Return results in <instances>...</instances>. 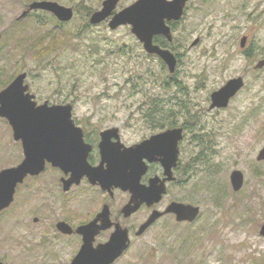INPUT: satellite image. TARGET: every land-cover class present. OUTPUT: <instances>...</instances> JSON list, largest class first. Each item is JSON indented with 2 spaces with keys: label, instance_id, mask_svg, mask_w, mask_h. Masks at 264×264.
<instances>
[{
  "label": "rangeland",
  "instance_id": "rangeland-1",
  "mask_svg": "<svg viewBox=\"0 0 264 264\" xmlns=\"http://www.w3.org/2000/svg\"><path fill=\"white\" fill-rule=\"evenodd\" d=\"M35 0H0V90L18 73L38 102L73 101V114L89 127L118 126L127 143L148 131L143 116L161 113L196 115L197 133L207 145L209 163L197 167L181 189V197L200 207L191 223L160 219L145 236L150 264H166L167 252H179V264H264V0H213L190 9L175 27L173 51L182 53L177 72L169 74L156 56H148L129 25L111 30L92 25L88 10L100 0H51L72 7L71 20L59 24L42 10L19 17ZM133 0H121L118 8ZM249 39L248 56L239 38ZM198 38L196 45L192 41ZM173 75V76H171ZM241 75L244 86L222 111L208 109L211 91ZM202 151V149H201ZM23 159L19 141L0 118V170ZM210 170L208 171V167ZM242 171L243 186L233 191L229 175ZM57 171L47 168L35 180L19 185L14 202L0 213V261L4 264H63L61 240L42 232L69 210L83 204L85 189L63 193ZM120 196H122L120 194ZM88 208H91L89 206ZM43 211L44 222L32 216ZM140 217V213L136 215Z\"/></svg>",
  "mask_w": 264,
  "mask_h": 264
},
{
  "label": "water",
  "instance_id": "water-1",
  "mask_svg": "<svg viewBox=\"0 0 264 264\" xmlns=\"http://www.w3.org/2000/svg\"><path fill=\"white\" fill-rule=\"evenodd\" d=\"M120 0H104L103 7L94 11L90 16L91 24H98L109 17ZM186 0H136L134 3L113 13L108 25L115 29L120 25H130L131 32L135 34L148 53L156 54L167 65L169 72L176 66V58L168 49H163L152 43L155 34H162L168 40L172 39L166 20H178L182 14ZM32 10H43L53 14L60 22H67L73 17L72 7L64 6L56 1L35 0L30 2L19 17L25 16ZM1 39V34H0ZM241 44H244L242 39ZM264 60L257 64L260 67ZM27 73H18L11 82L0 90V118L7 120L12 129L14 141H20L23 159L16 165L0 170V212L7 208L14 198L16 186L22 183L27 175L35 176L45 169L46 162L58 167L68 178H62V189L68 190L70 185L78 183L82 176H87L91 183H98L102 189L109 190L118 187L131 193V200L123 208L127 215L134 211L142 202H158L165 187L163 182L156 184L151 181L149 185H141L138 176L127 173L128 157H136L143 153L157 154L162 165L167 169L174 164L176 152L170 151L166 138L173 141L180 137V129H171L156 134L143 142L131 147H125L122 154L100 144V153L107 167H91L87 163L89 146L83 141L82 128L76 126L72 119V105L49 104L48 101L38 104L34 94L28 92L29 85L25 83ZM243 86L241 77L231 78L211 93L210 108L225 107L229 99ZM112 128L101 133L106 134L117 131ZM125 155V156H124ZM256 159L264 160V145L259 150ZM172 161V163H170ZM131 168V167H130ZM132 170V169H131ZM233 191L242 188L244 176L242 171L234 169L229 175ZM165 212H172L178 222H192L199 215L200 208L192 204L173 202ZM159 214L153 213L143 227L150 224ZM65 226L63 222L59 226ZM66 230V229H65ZM64 230V231H65ZM259 233L264 236V219ZM128 237L124 229L117 230L110 241L96 251L94 264H108L117 257L126 247ZM99 260V261H98ZM0 264H4L0 261Z\"/></svg>",
  "mask_w": 264,
  "mask_h": 264
},
{
  "label": "flooded vegetation",
  "instance_id": "flooded-vegetation-1",
  "mask_svg": "<svg viewBox=\"0 0 264 264\" xmlns=\"http://www.w3.org/2000/svg\"><path fill=\"white\" fill-rule=\"evenodd\" d=\"M103 1L104 0H100L99 6L95 10H93V12L103 7ZM120 1L117 3L114 11L109 17H107L105 20L101 21L98 24H92V25H99L102 23H106L108 25L113 13L134 3L136 0H133L129 4L118 8V4L120 3ZM215 3L216 1L213 0H186L180 18L178 20H169V21L166 20V24L170 28L172 39L168 40L162 34H155L153 36L152 38L153 44H156L160 48L168 49L174 54L176 58V66H175V70L172 73L169 72L167 65L163 62V60L160 59V57H158L156 54L148 53L144 49L142 42L138 40L142 45L145 53L148 56L158 57L166 66L169 74L176 73L177 68L181 63L182 53H177L173 51L174 49L173 32L175 31V27L181 24V21L186 17L190 9L196 8L198 9V11H200L201 8H206L205 9L206 13L204 14V17L207 16L211 17L212 11L215 7L213 5ZM243 5H244V0H241V2L236 3L235 7L240 8ZM93 12L91 11V13L87 15L89 22H90V16ZM109 29L111 28L109 27ZM242 39H244L243 45L241 44ZM198 41L199 39L195 38L192 41L191 45L192 46L196 45ZM238 45L242 54L244 56H248L249 39L247 35H242L239 38ZM263 60L264 58L257 61V63L253 66V69L259 70L263 68L264 64L260 67H257V64ZM236 77L242 78L243 86H244V78L241 75ZM236 77H232V78H236ZM227 80L225 81V83L227 82ZM223 85H221L220 87H222ZM243 86L234 94V96L238 94V92H240ZM219 88L214 89L213 91L218 90ZM213 91H211V93ZM28 92L32 93L30 88L28 89ZM211 93L208 99L209 100L208 109L215 112L226 109L229 105L230 100L232 99V97H234L232 96L229 99L228 104L225 107L214 106L210 108V104L212 101ZM34 99L37 101V103L40 104V102H38L36 97H34ZM44 101H48V100H44ZM48 103L49 104L69 103L72 105V119L74 121V124L82 128L83 141L86 145L89 146L86 159H87V163L91 167L102 166V168L104 169L107 167L106 161H103L102 163V157L100 153L101 143L104 144L106 147L110 148L111 150H113L114 153H118L121 155L125 147H131L136 144H139L144 140H147L150 137L165 132L167 130L176 129V128L180 129V137L176 140V142L173 141V138L171 137L166 138V144H169L168 146L169 150L170 151L175 150L176 152V159L174 164H171V166L167 169L162 165L159 159L160 156H158L157 154L151 155L150 153H143L133 158L124 155L128 160L126 165H129V168L127 169V173L133 177L138 176L139 184L147 186L151 181H155L156 184H161V182H163L165 187V192L163 193L161 199L158 202H154V203L142 202L137 206V208L134 211L130 212L127 215L123 212V208L126 205H128L131 200L132 195L128 190L124 191L118 187H111L109 190L107 189L104 190L98 183H94V184L91 183L87 176H82L78 183H73L70 185L68 190H63L61 180L62 178H68L69 174H65L58 167H53L51 166V164L47 162L45 164V169L41 173L35 176L27 175L23 179L22 183L18 184L15 189V193H16L19 185H22L26 180L29 179L35 180L39 175L44 173L47 168H49L54 171H57V173L60 174L58 181H59V186L61 187L63 193H69L72 189H78L81 187L87 191L78 196L79 198L82 197L80 201L83 204H85L81 209L75 211L69 210L66 214H64L57 220L55 221L53 220L49 224V226L41 225L42 232L48 233L49 230L51 229L54 238L56 237L60 239L61 244L63 243L64 245L63 248L66 255L63 264H94V261L96 260L95 257L99 254V252L96 250L100 249L101 246L107 244L110 241L112 235L117 230L120 229H124L126 231L128 237L126 247L117 257H115L108 264H150L151 262H153L154 258L146 257L144 254V248L141 247L140 244L142 245L145 244V240H144L145 236L147 235V233L154 230L160 219H174L176 221V216L174 213L165 212L167 207L173 202H180V203H186V204H192L198 206L194 204L190 199H185L181 197V189L184 186V184L187 182V180L193 177L194 174L196 173L197 167L200 166V163L202 162L201 161L202 155H203L202 158L205 160V162L209 163V161H207L208 156L202 153L204 152L205 148H207V145L202 141L201 134L197 133L196 131L197 121H198L196 115L194 114L191 115L189 113L146 114L143 116V119L146 125L148 126L149 133H147L142 139L136 142L127 143L126 141L123 140L121 131L118 126H105L101 128L89 127V125H86L85 123H81L80 121H78L73 114L74 104L72 100L69 102L60 101L53 103L48 101ZM115 127L118 128L117 131L112 132L110 134H106L102 137L101 135L102 132ZM170 163H172V161ZM207 169L209 171L210 166ZM120 194L122 196H120ZM13 202H14V198L10 205H12ZM10 205L8 206V208L10 207ZM89 206H91V208H88ZM154 212L159 215L150 224L143 227V229L139 233L138 231L140 230V228L144 225V223L149 219V217ZM139 213H140V217H136V215H138ZM32 221L34 223L42 224L44 222L43 211L41 210L37 211L36 215L32 216ZM60 222H63L66 225L58 227V224ZM176 222L191 223L186 221L185 222L176 221ZM179 255H180L179 252H174V251L167 252L165 255V257L167 256V258L165 259L166 264H179L180 263Z\"/></svg>",
  "mask_w": 264,
  "mask_h": 264
},
{
  "label": "trees",
  "instance_id": "trees-1",
  "mask_svg": "<svg viewBox=\"0 0 264 264\" xmlns=\"http://www.w3.org/2000/svg\"><path fill=\"white\" fill-rule=\"evenodd\" d=\"M90 13H91V10H88V11H87V15H89ZM58 23H59V22H58ZM59 24H61V23H59ZM161 112H162V110H161ZM161 112H160V110L154 108L153 111H152L151 113H149V114H161ZM204 155H205V154H204ZM202 157H203V155H202ZM202 157H201V161H202L203 163H202V162H201V163H202V164H204V163L207 164V163L205 162V160H204ZM207 161H208V160H207Z\"/></svg>",
  "mask_w": 264,
  "mask_h": 264
}]
</instances>
